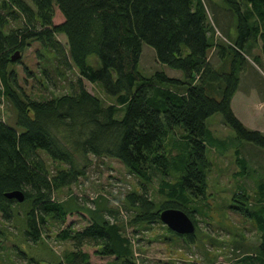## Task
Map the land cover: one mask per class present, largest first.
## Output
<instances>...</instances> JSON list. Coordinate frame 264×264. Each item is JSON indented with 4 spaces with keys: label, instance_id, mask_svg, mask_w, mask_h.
Masks as SVG:
<instances>
[{
    "label": "trees",
    "instance_id": "16d2710c",
    "mask_svg": "<svg viewBox=\"0 0 264 264\" xmlns=\"http://www.w3.org/2000/svg\"><path fill=\"white\" fill-rule=\"evenodd\" d=\"M29 1L31 5L27 0L0 1V101H7L15 115L14 126L0 119L1 216L10 220L13 204L18 202L5 193L21 190L22 202L30 203L24 234L36 243L47 220H64L67 215L53 191L76 182L92 155L118 159L144 183L150 182L153 169L175 175L174 181H161L159 191L165 197L161 205L146 192L127 195L134 225L154 222L165 208L181 209L196 225L192 212L203 210L197 201L205 194L210 167L206 143L213 144L206 119L221 114L239 140L264 149L263 133L246 127L231 108L238 73L258 42L264 57V0H247L244 9L239 0H223L237 32L231 36L229 31L227 41L215 37L202 0ZM54 7L63 16L57 24L52 20ZM20 17V23L9 26ZM56 34L66 36V49ZM31 41L39 42L41 51L48 53L41 57L53 56L56 76L77 70L69 92L36 99L23 91L14 69L20 59L12 61L11 55L16 50L21 54ZM143 43L153 48L158 63L180 76L163 70L142 73ZM91 54L100 59L99 70L87 64ZM253 61L260 62L259 56H253ZM41 72L48 83V70ZM84 79L97 84L110 101L90 93ZM177 127L183 131L182 139L169 135ZM41 152L66 167L51 175ZM238 155L237 150V161L245 164ZM233 199L242 214L257 218L261 233L256 254L241 261L264 264V183L258 184L253 201L243 188L234 192ZM193 236L185 235L191 243ZM58 237L70 240L72 249L54 264H89L91 255L114 257V264H138L119 223L105 216L79 230L67 226Z\"/></svg>",
    "mask_w": 264,
    "mask_h": 264
},
{
    "label": "rangeland",
    "instance_id": "374dc122",
    "mask_svg": "<svg viewBox=\"0 0 264 264\" xmlns=\"http://www.w3.org/2000/svg\"><path fill=\"white\" fill-rule=\"evenodd\" d=\"M202 1L208 12V20L215 27V37L227 41L229 31L231 36H235V20L225 8L223 0ZM239 1L244 9L247 0ZM27 2L31 5L29 0ZM19 19L17 22H10L9 26L20 23L21 17ZM52 20L55 24L63 21L57 7H54ZM55 38L66 49V36L56 34ZM41 50L39 42L31 41L14 66L23 91L36 99H47L69 92L71 83L77 78V70L72 68L65 71L64 76H56L53 71L55 59L53 56L41 57V53L48 55ZM212 53L214 62L215 51ZM255 55L259 56L260 62L253 61ZM86 62L96 70L102 67L95 54L89 55ZM245 65L238 73V88L232 97L231 108L246 127L264 135V57L260 42L255 45L252 54L246 56ZM43 68L48 70V83L41 72ZM139 68L144 74L155 70H163L170 76L178 77L181 74L158 63L153 48L145 43L142 44ZM83 83L90 93L100 96L105 103L110 101L97 84L85 79ZM0 119L14 126V110L5 100L0 101ZM206 125L211 132L213 144L206 143V157L210 162L206 172L207 188L203 197L197 201L199 208L202 207L203 210L201 213L195 210L192 212L196 222L193 243L188 242L185 236L168 230L159 219L135 225L132 222V209L127 202V195L130 192H146L157 205H161L165 199L159 191L161 181H174V174L164 175L153 169L150 182L144 183L118 159L89 155L83 169L84 174L76 182L53 191V198L63 202L67 215L64 220H47L46 228L36 243L27 240L24 234L29 202L13 204L10 220L4 219L0 214V230L3 232L0 236V264H54L72 249L71 241L60 239L58 232L67 226L82 229L100 215L119 223L121 232L132 244L133 256L138 264H244L241 258L255 255L259 249L258 246L255 249V246L257 239L260 244L261 233L257 218L245 216L236 208L239 202L233 199V194L238 188H243L250 201H253L258 184L264 183V149L239 140L219 113L209 116ZM173 130L169 135L182 139V129L177 127ZM168 144L170 147L171 139ZM237 150L240 157L245 158V164L237 161ZM40 154L51 175L57 169L66 167L64 163L54 162L46 154ZM76 159L82 165L79 155ZM258 207L255 205L254 208ZM85 249L89 254L93 253V248ZM114 261V257L91 255L89 264H114Z\"/></svg>",
    "mask_w": 264,
    "mask_h": 264
},
{
    "label": "water",
    "instance_id": "95a60500",
    "mask_svg": "<svg viewBox=\"0 0 264 264\" xmlns=\"http://www.w3.org/2000/svg\"><path fill=\"white\" fill-rule=\"evenodd\" d=\"M20 59V52L16 50L11 55V60ZM7 198H14L18 202L24 200V194L21 190H13L5 193ZM160 221L167 226L171 231L179 235L193 234L195 224L188 214L181 209L165 208L159 211Z\"/></svg>",
    "mask_w": 264,
    "mask_h": 264
}]
</instances>
